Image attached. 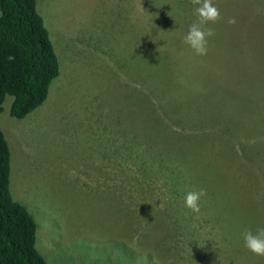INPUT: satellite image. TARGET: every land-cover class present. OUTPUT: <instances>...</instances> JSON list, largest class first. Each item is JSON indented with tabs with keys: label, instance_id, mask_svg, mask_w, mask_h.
<instances>
[{
	"label": "rangeland",
	"instance_id": "obj_1",
	"mask_svg": "<svg viewBox=\"0 0 264 264\" xmlns=\"http://www.w3.org/2000/svg\"><path fill=\"white\" fill-rule=\"evenodd\" d=\"M36 7L60 73L0 128L46 264H264V0ZM181 32L204 67L177 81Z\"/></svg>",
	"mask_w": 264,
	"mask_h": 264
},
{
	"label": "trees",
	"instance_id": "obj_2",
	"mask_svg": "<svg viewBox=\"0 0 264 264\" xmlns=\"http://www.w3.org/2000/svg\"><path fill=\"white\" fill-rule=\"evenodd\" d=\"M177 20L184 27L183 22H188L187 16L180 15ZM197 48L193 34L180 33L175 44V51L179 55L178 66L173 68L167 64L172 71L178 69V72L170 73L176 75L174 79L179 81L182 77H199L204 65L201 63L199 66L194 61L193 50ZM163 53L167 59L169 56H166L165 51ZM59 73V59L37 10L36 0H0V107L6 95H11L10 115L17 118L25 116L44 102L51 82ZM171 75L168 82L172 80ZM193 79L185 86L182 82L181 89L177 91L181 94L197 92L198 88L192 86ZM212 99L205 96L198 102L207 103ZM171 113L174 114L173 111ZM205 113L204 116H213L209 112ZM180 119L181 116H177V120ZM198 120L196 124L189 123V127L200 126L205 121L202 118ZM178 124L181 125V122ZM260 124L264 128V123ZM202 133L210 134L209 131ZM228 135L226 131L225 138ZM194 140H207V137L195 135ZM10 172V147L0 128V264H46L35 246L36 222L26 206L14 199L10 192Z\"/></svg>",
	"mask_w": 264,
	"mask_h": 264
}]
</instances>
